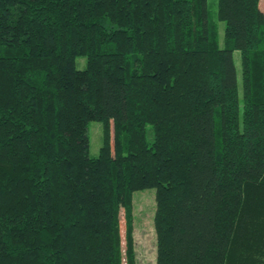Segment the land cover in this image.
<instances>
[{"label": "trees", "instance_id": "trees-1", "mask_svg": "<svg viewBox=\"0 0 264 264\" xmlns=\"http://www.w3.org/2000/svg\"><path fill=\"white\" fill-rule=\"evenodd\" d=\"M148 189L155 264H264V0H0V264H136Z\"/></svg>", "mask_w": 264, "mask_h": 264}, {"label": "rangeland", "instance_id": "rangeland-1", "mask_svg": "<svg viewBox=\"0 0 264 264\" xmlns=\"http://www.w3.org/2000/svg\"><path fill=\"white\" fill-rule=\"evenodd\" d=\"M263 2V0H261ZM208 10L210 14L216 17L217 0H207ZM219 28L220 40L223 37L224 23L217 22ZM234 63L237 68L238 83L240 84V54L238 51L233 53ZM78 69H82L85 64V59H78ZM131 121H136V118L131 112ZM89 138V155L96 157L101 146L102 126L98 122H90L87 127ZM155 212V191L148 189L139 191L133 197V235L135 242V258L136 264H155L156 257V237L153 225Z\"/></svg>", "mask_w": 264, "mask_h": 264}]
</instances>
